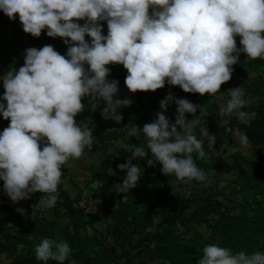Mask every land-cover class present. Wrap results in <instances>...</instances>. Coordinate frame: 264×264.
<instances>
[{
    "label": "clouds",
    "instance_id": "9594fccd",
    "mask_svg": "<svg viewBox=\"0 0 264 264\" xmlns=\"http://www.w3.org/2000/svg\"><path fill=\"white\" fill-rule=\"evenodd\" d=\"M0 11L12 20L18 14L24 32L39 37L46 30L47 36L61 37L68 46L63 55L50 44L28 47L24 64L0 76L5 89L0 115L10 118L0 131L3 189L13 201L37 191L47 193L46 208L58 199L62 166L79 158L86 147L91 149L95 140V126L75 119L85 109L82 98L90 97L95 106L104 101L101 116L116 122L123 119L119 109L132 103L130 98H119V81L108 79L107 65L127 69L125 84L132 92L155 91L167 83L203 96L217 93L231 79L241 52L264 58V0H0ZM100 21L107 22L106 35ZM237 35L242 47H237ZM244 95L241 86L230 89L220 113L247 122L255 113L241 110L248 103ZM173 100L174 123L165 115ZM160 108L154 120L142 128L133 124L128 131L129 137H146L147 148L123 144L132 154L117 165L126 170L123 182L117 183L120 193L136 186L143 168L132 160L147 157L148 151L164 174L181 181L207 180L192 153L204 157L205 139L212 145L216 136L205 127L198 139L193 120L185 117L201 106L169 92ZM178 125L183 131L177 130ZM235 135L242 147L250 145L246 133L237 130ZM147 163L152 165L153 159ZM16 211L26 214L23 208ZM71 252L63 239L44 238L35 246L41 261L63 264ZM198 264H264V252L234 253L209 244Z\"/></svg>",
    "mask_w": 264,
    "mask_h": 264
},
{
    "label": "trees",
    "instance_id": "16d2710c",
    "mask_svg": "<svg viewBox=\"0 0 264 264\" xmlns=\"http://www.w3.org/2000/svg\"><path fill=\"white\" fill-rule=\"evenodd\" d=\"M15 21H12V41L0 47L1 53L16 69L24 64V51L28 47L39 49L50 44L60 54L66 53L68 46L63 38L49 37L46 30H42L39 37H34L21 32ZM79 22L83 24L84 20ZM100 23L106 35L107 22ZM86 39L90 40V37L86 36ZM240 39V36L235 37L237 47H242ZM107 67L111 69L108 76L111 80L122 71L123 65L109 64ZM233 67L241 74L240 82L248 101L241 110L255 115L247 122L230 115L228 126L234 132L239 130L249 137L250 145L245 148L250 158L241 152L243 147L237 137V146L230 160H218L212 165L213 168L221 167L227 177L215 179L209 174L208 162L198 158L197 152L192 153L207 179L221 184L215 189L209 188L199 198L191 194V185L195 184L197 188L205 181H181L164 174L161 163L155 161L148 151L147 157L132 160L133 164L143 168L136 186L120 193L117 183L123 182L126 170L119 169L117 165L126 162L132 154L131 151L125 152L123 144H139L147 148L146 137L141 134L126 139L118 130H93L102 161L84 168L89 177L83 188L90 189L96 184L92 195L98 199V211H87V207L81 204L83 188L69 173L68 181L58 184V199L52 207H38L43 197L48 195L39 191L31 193L28 199L12 200L11 208L5 197L1 208L9 216L7 223L0 225V264H60L53 259L41 261L36 258L35 246L44 238L63 239L69 243L72 252L63 264H198L204 246L209 244L230 248L234 253L241 250L249 254L264 252V58L250 57L247 60L240 57ZM166 87L167 83L146 96L139 91L135 105L119 109L125 115L122 122L125 130L129 131L133 124L142 128L156 118V113L162 111L161 92L169 93L164 90ZM129 91L119 93V98H126ZM4 92L5 89L0 90V97ZM229 92L223 83L217 93L229 96ZM194 94L196 103L206 105L210 110L214 108L217 96ZM82 103L85 109L78 114L86 116L95 101L84 97ZM170 107L172 103L167 109ZM176 108L171 115L165 111L172 123L175 122ZM185 117L186 121H197L193 133L199 139L207 117ZM1 119L10 120L0 115ZM75 119L80 122L77 116ZM118 140L122 141L121 147L114 146ZM149 158L153 159L152 165L147 163ZM17 208L25 209L26 214H20ZM191 209L192 214L189 213ZM156 219L161 221L160 229L155 227Z\"/></svg>",
    "mask_w": 264,
    "mask_h": 264
},
{
    "label": "rangeland",
    "instance_id": "374dc122",
    "mask_svg": "<svg viewBox=\"0 0 264 264\" xmlns=\"http://www.w3.org/2000/svg\"><path fill=\"white\" fill-rule=\"evenodd\" d=\"M12 19H10L7 15L3 13V11H0V45H6L12 41V32H13V24H12ZM16 26L19 28V30L23 33V27L22 23L19 20L18 14L16 17L15 21ZM239 38V35L235 36ZM2 48L0 47V72L5 73L8 71L10 68L13 67V64L11 63V60L6 57L5 54L1 53ZM240 57H243L245 59H249L250 57L247 56L246 53L241 52ZM239 57V58H240ZM4 63V64H3ZM233 67V66H232ZM127 75V69L124 67L122 68V71L116 75V78L119 81V93H125L127 90H129L125 84V77ZM250 76H253V74H249ZM241 74L239 72H236L234 67H233V73L231 76V79L225 83V88L230 91V89H234L236 87L241 86ZM168 85V84H167ZM166 90L168 92H171L175 98H187L189 101H191L194 104L200 105V103H196V94L194 93H189L183 91V89L180 88L178 85H168L166 87ZM139 92H132L131 90L128 92L127 98H130L132 100V103L129 106L135 105L136 104V94ZM151 90L148 91H142V96L150 95ZM215 96H217L214 100V108L212 110L207 109L206 105H200L201 108H198L196 113H185V116L193 117L195 116L196 118L201 117V116H206V125L208 131L210 134H213L216 136V143L209 145L207 140L205 139V143L203 145L205 156L198 158H201L202 160L208 162L209 166V174L212 178H226L227 174H225V171L221 169V167L213 168L212 165L217 164L218 160L221 161L222 159H225L227 161L230 160L231 156L235 152V147L237 146V136L235 135L236 132L233 131L228 126L229 118L230 115H222L220 113V108L222 105H226L227 101L230 99L227 94L221 95L216 93ZM116 98V97H114ZM244 98L247 100V97L244 96ZM172 107L170 109H166L167 115H171L174 109L176 108V103L173 100L172 102ZM105 106V102L101 100L100 104L95 106L94 104L92 105L91 109L89 110V113L85 116L83 114H78L77 118L79 121H85L88 122L90 121L91 124H93L94 131H99L101 128H104L105 130H118L119 132L123 133V138H128V131L125 130V127L122 125V122L125 118V115L123 112H120L123 116V119L120 122H116L112 119H104L101 116V110ZM210 106V103H209ZM205 121V119H203ZM195 126L197 124V121H193ZM204 127V128H205ZM180 127L177 126V130ZM183 131V130H181ZM200 138V137H199ZM121 140H118L114 143V146L116 147H121ZM97 142L94 140V143L92 145V148H85L84 153L79 157V158H70L69 162L65 165L62 166L61 171H62V177L61 181L62 182H67L68 181V173L73 175V180L76 184H78L80 187H84V183L89 177L88 173L85 171V167L91 163H100L102 161V158L100 156V152L96 149L97 148ZM113 152V149H111ZM241 152L246 154L245 156L247 158H250V154H248V149L243 147L241 148ZM224 181V179H223ZM222 181V184L224 183ZM3 184L4 181L0 180V225H3L7 223L9 213H5L2 210V204L4 202V198L7 197L9 202L8 205L11 206V198L5 193L3 189ZM220 183V181H215L211 178H208L204 183L199 184V186L196 188L194 187L195 184L191 185V194L196 195L197 197L201 198L203 197L208 191L209 188L215 189ZM96 184H93L90 189H85L83 188V193H82V205H85L87 208V211H93L97 212V207H96V202H97V197L92 195V190L95 188ZM44 201L42 200L39 204L38 207L44 208L43 206ZM196 206V202L194 203V207ZM193 209L189 211L190 214H192ZM162 226L160 219L155 220V227L160 229Z\"/></svg>",
    "mask_w": 264,
    "mask_h": 264
},
{
    "label": "built area",
    "instance_id": "2783aa9c",
    "mask_svg": "<svg viewBox=\"0 0 264 264\" xmlns=\"http://www.w3.org/2000/svg\"><path fill=\"white\" fill-rule=\"evenodd\" d=\"M165 85H166V83H165ZM164 90H166V89H164ZM168 93L166 92V91H164V92H161V96H159V100L161 101L162 99H164V97L167 95ZM197 94H199V93H197ZM215 94L216 93H214V94H205L204 96H208V97H215ZM170 105V104H169ZM168 105V106H169ZM9 123H10V120L7 122V121H5V120H3V119H1L0 120V131H2L5 127H7L8 125H9Z\"/></svg>",
    "mask_w": 264,
    "mask_h": 264
},
{
    "label": "crops",
    "instance_id": "0c3cea01",
    "mask_svg": "<svg viewBox=\"0 0 264 264\" xmlns=\"http://www.w3.org/2000/svg\"><path fill=\"white\" fill-rule=\"evenodd\" d=\"M3 74H4V73L1 74V72H0V76H2ZM1 89H4V87H3V81H2V80H0V90H1Z\"/></svg>",
    "mask_w": 264,
    "mask_h": 264
}]
</instances>
